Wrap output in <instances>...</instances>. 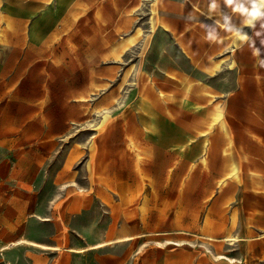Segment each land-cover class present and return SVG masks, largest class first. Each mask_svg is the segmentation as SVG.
Wrapping results in <instances>:
<instances>
[{"label": "rangeland", "instance_id": "1", "mask_svg": "<svg viewBox=\"0 0 264 264\" xmlns=\"http://www.w3.org/2000/svg\"><path fill=\"white\" fill-rule=\"evenodd\" d=\"M215 2L0 0V205L26 204L38 220L65 212L80 245L133 236L98 249L123 264H264L261 247L245 257L220 240L234 216L209 199L264 178V84L252 90L236 51L252 35ZM214 102L225 127L209 128Z\"/></svg>", "mask_w": 264, "mask_h": 264}, {"label": "crops", "instance_id": "2", "mask_svg": "<svg viewBox=\"0 0 264 264\" xmlns=\"http://www.w3.org/2000/svg\"><path fill=\"white\" fill-rule=\"evenodd\" d=\"M242 30L252 35L251 40L244 41L236 47V51L242 53V65L245 64L248 67L249 75L247 74L246 82L256 84V87H251L253 91L257 88L262 90L259 85L264 84V66L260 64V61L264 60V44H261L264 35L259 37L255 35L257 31H261L258 24L255 27L246 24ZM254 49L260 50L258 56L254 55ZM255 73L258 78L255 77ZM234 114L236 116L246 115L247 109L237 108ZM259 126H255L254 129L261 131L260 135L264 142V126L263 124ZM234 128L235 131H240L237 126ZM256 158L258 163L264 164V151L258 153ZM262 181L261 185L252 180L225 185L222 190H218L219 194L216 192L209 197L211 204L220 205L225 200L229 201L230 221L234 216V224L230 225V234L239 237V240L233 244L240 243L245 246V257H254L255 253L259 252V247L264 252V178ZM205 192L206 190L203 189L202 193ZM1 205L0 264H123L125 260L121 253L100 256L98 252V249L127 241H116L119 237L103 240L114 242L100 247H92V245L103 241L80 245L79 242L70 240V236H73L76 230L63 222L62 218H66L65 212L51 210L49 218L38 220L28 213L26 204ZM233 211L235 213L232 215ZM36 225L46 226L49 229L46 233L35 232L33 228ZM223 237H220V240H223ZM20 238L46 246L41 247L30 243L12 244Z\"/></svg>", "mask_w": 264, "mask_h": 264}, {"label": "clouds", "instance_id": "3", "mask_svg": "<svg viewBox=\"0 0 264 264\" xmlns=\"http://www.w3.org/2000/svg\"><path fill=\"white\" fill-rule=\"evenodd\" d=\"M225 5L231 6L233 12H238L242 16L246 18V23L249 26L255 27V22L257 20L264 21V0H224ZM216 2L213 0L212 7L215 8ZM224 24L223 26L226 28L232 29V18L231 16L224 14L223 16ZM208 31V38L215 39L216 36V29L214 26H207ZM261 31H257L255 35L257 37L264 35V23H260ZM237 33H240V29H236ZM241 40H248L250 39L246 34L240 36ZM254 43V42H253ZM261 44H264V40H261ZM260 50L254 49V55H259ZM261 66H264V60L260 61Z\"/></svg>", "mask_w": 264, "mask_h": 264}, {"label": "bare ground", "instance_id": "4", "mask_svg": "<svg viewBox=\"0 0 264 264\" xmlns=\"http://www.w3.org/2000/svg\"><path fill=\"white\" fill-rule=\"evenodd\" d=\"M150 30H151V33L148 35L149 38L151 37L152 32H154V30H155V23H154V18L153 17L151 18V28H150ZM139 33H141L140 32V28L137 27L136 28V33L128 35L127 40L129 42L133 43L135 38L138 36ZM241 35H244V34L241 33V32L239 34L237 33V38L240 39ZM223 62H224V58H219L216 61V63H214V65H215L214 67L215 68H221L222 65H223ZM223 113H224V110H223L222 104H220L219 102L212 103V106H211V120L209 122V128L213 127L214 124H216V123H219V124H221L222 127H225V123L223 121ZM103 117H104V120H105L107 118V113H105ZM98 126H96V127L99 128L100 126L99 127ZM202 134L205 135L206 133L203 132ZM202 160L204 161V158H202ZM237 174H238V167L235 164V165L232 166V169L228 173L227 177L229 178L231 176H237ZM226 179L227 178L225 177L224 179H222L220 181V185L221 186L225 185ZM131 238H133V237L132 236L119 237V238L116 239V241H124V240H128V239H131ZM208 238L213 239V237H211V236H208ZM222 239L224 241H228L229 244H233L234 242L239 240V237L237 235L233 234V235L224 236ZM113 242L114 241H103V242H99V243H96V244L92 245V247H100V246H104L106 244H110V243H113ZM18 243H30V244H34V245L41 246V247H45L46 246L44 244H40V243H37L35 241H31V240L29 241V240L24 239V238H20L17 241L13 242L12 244H18Z\"/></svg>", "mask_w": 264, "mask_h": 264}]
</instances>
